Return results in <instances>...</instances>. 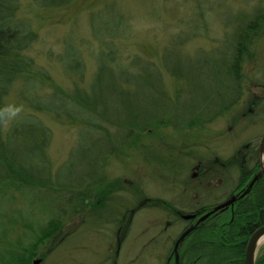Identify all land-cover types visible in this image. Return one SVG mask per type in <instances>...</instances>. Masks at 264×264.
I'll return each mask as SVG.
<instances>
[{
  "label": "rangeland",
  "instance_id": "obj_1",
  "mask_svg": "<svg viewBox=\"0 0 264 264\" xmlns=\"http://www.w3.org/2000/svg\"><path fill=\"white\" fill-rule=\"evenodd\" d=\"M262 8L264 0H67L56 6H40L32 0H18L15 15L25 20L34 31L33 40L24 53L32 57L34 66L39 67L48 78L39 87L38 93L43 96L40 102L57 112L76 115L94 124L99 122L97 113L83 112L67 100H60L58 95L47 94L51 88L68 92L73 84L88 87L92 82L91 75L101 41L113 43L119 60L118 75H133L146 63H151L157 70L177 63L176 66L185 73L194 76L201 72L207 74L211 61L219 58L228 39H232L239 20L235 19L238 13L249 16ZM261 24L259 37L251 40L252 59L243 62L242 72L248 87H244L239 104H235L230 112L214 117L202 130L193 127L183 129L179 134L171 129L164 128L162 131L151 127L147 134L141 131L138 135L140 140L137 139L136 143L141 150L145 148L143 152L132 149L133 144L127 141L117 157L112 159L113 152L104 158L105 176L102 180L87 182L88 186L80 189H85L83 196L90 199H87L89 204L98 201L92 208L90 205L88 208V202H83L77 204V211H73L72 198L76 194H69L62 188L82 179L85 148L93 142L102 144L104 138L97 136L94 128L69 124L64 117L55 119L39 114L50 135L46 152L51 173L62 186L57 190L55 186L28 189L8 183L9 179L0 182V264H10L13 252H21L25 244L32 242L49 217H58L62 224L50 237L34 246L28 264L35 258L39 259L37 264H110L106 259L110 252L107 245L114 242L119 219L121 222L128 219V210L124 211L132 208L135 196L174 200L183 186L191 189L196 182L192 175L197 172L195 165L198 161L205 163L214 157L225 159L247 141L257 144L264 130V115L260 119L264 112V100L258 102L259 97L264 99V21ZM180 36L181 42L176 45ZM73 51L80 54L84 65L80 79L74 76L79 66L76 64L77 56L70 55ZM130 58L136 66L126 68ZM163 80L170 89L178 83L164 71ZM133 82L138 86L132 100L139 102L148 89L142 87L138 79H133ZM205 82L208 83L209 78ZM15 89L30 95L36 89V83L15 82L14 90L5 99L11 117L15 116L13 112L17 108L27 112ZM245 98L255 100V110L242 116L239 113ZM123 114L119 106L118 112L110 117L117 120ZM106 124V131L115 130L113 125ZM20 137L11 136L12 144H18L16 147L22 155H30L31 144L21 145ZM38 166L42 167L41 164ZM235 177L234 170L225 172L224 191L234 186ZM128 182L135 185V191L128 186ZM109 192L110 197H107ZM198 192L205 204L221 200L226 195L220 191L216 196H203V188ZM185 194L187 202L192 200L190 193ZM137 209L125 232L115 264H162L161 261L136 258V253L139 249L143 250L142 246L149 237L161 239L168 236L171 240L182 221L176 220L165 231L163 227L172 217L166 218L157 207L142 205ZM263 244L257 246L255 257Z\"/></svg>",
  "mask_w": 264,
  "mask_h": 264
},
{
  "label": "trees",
  "instance_id": "obj_2",
  "mask_svg": "<svg viewBox=\"0 0 264 264\" xmlns=\"http://www.w3.org/2000/svg\"><path fill=\"white\" fill-rule=\"evenodd\" d=\"M65 1L67 0H32L40 6H56ZM17 8L18 0H0V182L9 179L8 183L28 189L55 186L57 190L62 186L56 180L55 174L53 176L51 173V163L46 152L50 135L45 123L39 119V114H47L55 119L64 117L69 124L94 128L95 134L104 138L103 145L93 142L85 148L82 179L74 185L67 187L63 185L62 188L69 194H76L72 198L73 211H77V206L81 203H87V199L90 200L83 196L85 189L80 190L82 186H86L88 180L89 183L95 179L99 181L105 176L102 173L104 158L113 152L112 159L117 157L127 141L133 144L132 149L135 148L139 152L145 150V148L141 150V146L136 143L141 131L147 134L151 127L162 131L164 128L171 129L179 134L183 129L193 127L202 130L214 117L225 113L238 103L243 85L246 84L245 74L242 72L243 62L252 59L251 40L259 37L261 22L264 19V16H258L261 11L257 9L253 16L258 17L238 20L235 33L231 36L232 39H228L219 58L211 61L207 74L201 72L197 76L180 70L179 66H176L177 63L174 64L175 66H166L158 70L151 63H146V66L133 75H118L116 69L119 60L116 49L113 43L101 41L96 53L95 69L91 75L92 82L88 87L82 88L73 84L68 92L60 88H51L47 94L58 95L60 100H67L71 106L83 112L97 113L99 122L92 124L79 116L73 117L69 113L57 112L53 107L40 102L43 96L38 90L48 78L39 67L34 66L32 57L24 53L29 42L33 40L34 31L25 20L16 17ZM177 40L176 45H179L181 36ZM70 55L77 56L76 64L79 68L74 76L80 79L84 66L80 54L73 51ZM135 66L136 63L130 58L126 68ZM163 71L168 72L178 81L173 89L167 88L164 84ZM208 78L209 82L206 83ZM133 79L140 80L142 87L148 89L139 102L132 100L138 86ZM248 79L251 80L249 77ZM17 81L20 84L34 81L36 89L30 95L15 89L17 98L23 103L27 112H19L11 117V110H7L5 99L14 90ZM119 106L124 114L121 119L116 120L110 116L118 112ZM110 107L112 113L109 111ZM243 111L249 114L245 109ZM106 123L113 125L115 130L106 131ZM13 135H21V145L31 144L30 155L19 153L16 147L18 144H12L10 139ZM256 146L253 141H247L227 158L216 157L217 162L213 163L222 164L219 169L235 172V184L230 192L236 196V199L231 207L206 216L185 236L178 252V264H242L243 251L249 234L259 225L264 224V173L253 181L247 192L237 197L258 169ZM170 159L173 160V157ZM199 162L200 168L212 163ZM37 163L42 167L39 168ZM93 168L95 171H92ZM88 174L90 177L87 178ZM80 196L82 197L79 198ZM106 196L108 197V194ZM143 197L140 195V198ZM154 199L149 198L148 204L165 206L178 221L180 218L174 214L175 211L185 213L189 209V207L176 208L171 201L162 198ZM96 203L98 204L97 200ZM96 203L88 202L87 205L92 208ZM209 207V204H201L192 207V211H196L194 213L199 216ZM55 218L49 217L41 225L40 230H43L40 234L35 236L32 242L25 244L21 252H13V260L10 264L29 263L34 246L42 239L50 237L62 224L58 217ZM254 264H264V245L259 255L255 257Z\"/></svg>",
  "mask_w": 264,
  "mask_h": 264
},
{
  "label": "flooded vegetation",
  "instance_id": "obj_3",
  "mask_svg": "<svg viewBox=\"0 0 264 264\" xmlns=\"http://www.w3.org/2000/svg\"><path fill=\"white\" fill-rule=\"evenodd\" d=\"M185 1L196 2L198 0H185ZM253 10H255V9H253ZM259 10L261 12L259 11L260 13H259L258 16H264V12L262 11L264 9L262 8V9H259ZM254 12L250 13L249 16L243 15L242 13H238V16H236L235 19H239V20L246 19V20H248V19H251V18H254V17H258V16H253ZM232 18H233V16H232ZM262 20L264 21V19H262ZM239 37H241V36L239 35ZM247 84L248 83L243 85L242 93H241V96H240L239 99H241L242 95L244 94V87H246V88L248 87ZM261 100H264V99H262V98L260 99V97H259L258 98V102L260 103ZM237 104H239V103H237ZM254 105H255V100H248V99L245 98L243 100L242 107H241V110H240L239 114L244 116L245 115V112L243 111L244 109L246 111H248L249 113L253 112L255 110L254 109ZM230 110L231 109H229L228 111L230 112ZM261 114H262L261 116H263L264 112H262ZM260 119H261V117H260ZM257 144H258V142H257ZM256 149H257V146H256ZM211 162L212 163H210L207 166L205 165V167H202V168L199 167V165H200L199 161L196 163L195 167L197 169V172H196V174L192 175V177L196 178V182L194 184H192L191 189L187 188L188 186L185 185V187L184 186L182 187L181 192L175 197L174 200L164 199L166 201H171L176 208H183L184 206L185 207L186 206L189 207V209L185 213L193 214V216L190 217V218H187V219H183L181 217V214H185V213H182L179 210H176L174 214H176L178 216V218H180V220L182 221V225L180 226L177 234L171 240L169 239L168 236L167 237H163L161 239H159L160 237H151V238L149 237V238H147L145 240L143 246H142L143 250H141V249L138 250L137 249L138 253H136V258L138 256V258H140V259L143 258V259L148 260L150 262H160L161 261V262H163L162 264H174V253L172 251L174 240L177 238V236L185 228H187L191 224H194L196 219L200 216V215L198 216V215H196L194 213L196 211H192L193 210L192 207L195 208L196 206H199L201 204H205V203H202V199H201L202 198V194H199L198 191L203 188L205 190V194H203V196L204 195H206V196L207 195L216 196V194H218L220 191L223 192V195L226 194L224 196V198H222L221 200H218V201L213 202V203H207L210 206L207 211H209L214 205L224 201L230 195H232L230 191L233 189L234 186H232V188L229 191H224V189L226 188L225 187L226 180L223 179V177L225 175V172L227 173L230 170L221 169V168L219 169V167L222 166V164L221 165L218 164L219 165L218 166L216 163H213V162H217V158L216 157L212 158ZM257 162H258V169H259L258 150H257ZM258 169L253 174H255L258 171ZM103 170L105 171L104 168H103ZM92 171H95V168H93ZM102 173H103V171H102ZM88 177H90L89 174L87 175V178ZM88 182H89V180H88ZM128 185L133 187L132 190H134V188H136L135 185H132V183H130V182H128ZM240 188H242V187H240ZM191 190L193 191L192 194H191ZM186 192L190 193V196L192 197V200H190L188 202L186 201V198H185V193ZM110 193L111 192L106 193V195L108 194V197H110L109 196ZM210 194H212V195H210ZM148 202H149V198H147V197H145V198L143 197V198L138 199V197L135 196L134 200H133V206L134 207L132 206V208L130 207L128 209L127 208L125 209L124 212H126L128 210V219L126 220V222H121V220L119 219V222L117 223V225L115 227L114 242L112 244H108L107 245V250H108V252L109 251L110 252H109V257H107L106 259H108L110 264H115L116 258L119 255V252H120V249H121V246H122V240H123V237L125 235V232L128 229V226H129V223L131 221L133 213L138 210L137 209L138 207H139V209L142 207V205L144 207H147V208H155V207H157L159 210H161L163 212V214H165L166 218L172 217L171 220L168 219L167 222L165 223V225L163 227V230H165V231H166V228L168 226H171V225L175 224V221L177 220L175 218V215H173L169 211H167V208L165 206L150 205V204H148ZM225 209H227V208H225ZM216 211H218V210H216ZM216 211H213L210 214H212V213H214ZM121 218L122 219L124 218V216L122 214H121ZM199 222L195 225V227H197ZM192 230H190V231H192ZM190 231L188 232V234L190 233ZM187 235H185V236H187ZM184 238L181 240V242L178 243V245L176 247L177 264H178V259H179V253L178 252H179L180 246L182 245V243L184 241Z\"/></svg>",
  "mask_w": 264,
  "mask_h": 264
},
{
  "label": "water",
  "instance_id": "obj_4",
  "mask_svg": "<svg viewBox=\"0 0 264 264\" xmlns=\"http://www.w3.org/2000/svg\"><path fill=\"white\" fill-rule=\"evenodd\" d=\"M257 150H258V160H259V169L258 171L252 175L251 179L248 181L246 187L239 193L237 197L242 196L245 192H247L248 188L251 186L254 180H256L261 173H264V130L261 133L258 144H257ZM236 199V196L234 194L230 195L227 199L224 201L214 205L209 211L204 212L201 214L195 221L194 224L189 225L187 228H185L174 240L172 251L174 253V264H177V253H176V247L179 242L185 237V235L188 234L190 230H192L195 225L203 220L206 216H208L213 211H222L228 206L231 207L233 201ZM193 214H181V217L183 219H187L192 217ZM264 234V224L259 225L257 228H255L248 236L244 251H243V258H242V264H254L255 261V250L257 248V243L259 238ZM39 262L38 258H35L31 261L30 264H37Z\"/></svg>",
  "mask_w": 264,
  "mask_h": 264
},
{
  "label": "bare ground",
  "instance_id": "obj_5",
  "mask_svg": "<svg viewBox=\"0 0 264 264\" xmlns=\"http://www.w3.org/2000/svg\"><path fill=\"white\" fill-rule=\"evenodd\" d=\"M264 243V234L259 238L257 246L261 245Z\"/></svg>",
  "mask_w": 264,
  "mask_h": 264
},
{
  "label": "clouds",
  "instance_id": "obj_6",
  "mask_svg": "<svg viewBox=\"0 0 264 264\" xmlns=\"http://www.w3.org/2000/svg\"><path fill=\"white\" fill-rule=\"evenodd\" d=\"M21 111H22V109L17 108V109L14 110L13 114L15 115V114H17V113H19V112H21Z\"/></svg>",
  "mask_w": 264,
  "mask_h": 264
}]
</instances>
